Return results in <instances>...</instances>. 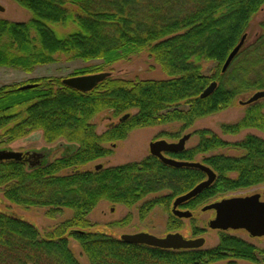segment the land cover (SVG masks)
Returning a JSON list of instances; mask_svg holds the SVG:
<instances>
[{
  "label": "trees",
  "instance_id": "1",
  "mask_svg": "<svg viewBox=\"0 0 264 264\" xmlns=\"http://www.w3.org/2000/svg\"><path fill=\"white\" fill-rule=\"evenodd\" d=\"M15 1L31 16L22 22L0 18V65L30 70L53 62L58 52L109 64L147 49L168 78L133 81L108 76L87 92L58 80H34L30 83L34 86L24 89L0 88V144L3 137L10 141L39 130L48 142L62 137L76 145L72 153L37 166L27 167L21 159L0 160V191L6 200L25 206L73 209L71 219L43 238L29 221L0 211V264H80L67 236L79 242L89 264H210L226 258L257 261L252 244L226 232H221L218 244L209 249H169L127 243L86 229L90 225L85 216L99 200L133 205L150 193L170 190L163 197L144 202L140 211L145 214L156 203L167 205L170 198L204 180L206 174L200 169L174 167L151 154L93 171L76 167L110 154L111 149L104 145L113 146L132 129L171 121L187 126L246 92L264 89V21L260 34L248 45L244 40L221 71L264 0ZM66 24L72 26L67 33L60 34L54 28ZM203 60L217 62L214 74L201 73ZM212 81L217 83L215 89L201 97ZM181 102L187 109L177 107ZM262 107L257 101L247 103L242 119L222 125V131L236 133L247 126L264 129ZM132 109H136L134 114L129 112ZM105 110L116 117L128 116L97 134L92 118ZM198 134L194 147L172 153V157L193 161L201 154L202 162L216 177L184 205L193 206L222 192L264 182V140L249 134L236 144L243 149L240 156L206 157L205 152L226 143L206 130ZM65 168L73 170L58 174ZM169 225L179 227L178 223Z\"/></svg>",
  "mask_w": 264,
  "mask_h": 264
},
{
  "label": "rangeland",
  "instance_id": "2",
  "mask_svg": "<svg viewBox=\"0 0 264 264\" xmlns=\"http://www.w3.org/2000/svg\"><path fill=\"white\" fill-rule=\"evenodd\" d=\"M0 4L4 7L0 11V18L22 22L27 21L31 13L19 5L15 0H0ZM264 21V3L260 9L251 17L249 26L246 30L245 45L253 42V40L260 34V23ZM56 31L60 34L71 31L72 26L54 25ZM34 37V32L31 33ZM54 61L36 65L30 70H24L15 66L0 65V88L17 87L29 84L34 80H41L42 83L52 82L68 76L94 73L99 67V71H107L110 73L109 77L123 78L126 80H142V79H166V73L161 69L160 64L153 58L147 49L135 52L121 58L115 62L105 64L101 59L83 60L67 55L66 53L54 54ZM201 73L203 75H212L217 70V62L213 60H203L200 62ZM255 90L246 92L235 98L231 104L226 107L208 114L204 117L197 118L191 124L183 126L180 121H171L166 123H157L151 126H145L132 129L123 139L116 140L112 146L110 143L104 146L111 149V153L107 156L96 158L92 161L80 164L76 167L81 171H93L95 165L101 164L104 167L115 166L127 162L139 161L148 156L149 143L157 139H164L168 142L177 141L183 134L190 133V137L185 142V149L194 147L198 140V131L206 130L209 133L215 134L222 139L226 145L218 146L203 155L208 157L211 155L223 156H240L243 154V149L236 144L242 141L247 135H255L264 140V129L247 126L242 127L236 133H224L222 125L233 124L242 119L245 113L247 104L240 103L248 99ZM263 105L262 113H264V97L256 100ZM180 109H187L188 105L181 102L177 106ZM131 114L136 112V109L129 111ZM121 117L113 116L110 111H101L92 118V123L95 125V132L101 134L110 125L119 122ZM39 130L31 131L28 135L14 139L7 140L2 138L0 149L25 151L26 149H33L41 151L43 149H50L51 153L46 160H53L56 157L67 155L72 147H67V141L62 137L57 140L48 142L39 134ZM74 150V149H73ZM171 155L172 154H167ZM201 154L195 156L193 161L202 162ZM206 165V164H205ZM72 168H65L58 172V174H66L72 171ZM233 176L234 173H231ZM259 192L264 199V182L257 183L246 187H240L233 190H228L217 194L216 196L205 200L196 205H184L187 201L181 203L178 208L182 210H189L192 214L190 217H177L172 213V203L176 196L168 200L167 205L156 203L145 214H141L140 207L144 202L152 199L163 197L170 193V190H160L146 195L144 198L138 200L133 205H125L121 203H112L108 200L101 199L87 212L85 218L89 223L86 229L93 232H104L113 237H119L122 233L148 232L155 236L162 237L166 233L179 231L186 238L204 237L205 241L200 247L201 249H209L215 247L219 242L221 232H226L230 235H235L242 238L256 248L257 261H250L247 259L226 258L214 261L210 264H263L264 263V235L251 236L243 229H227L218 230L212 229L208 226L209 220L215 217L214 210H205L201 208L203 205L220 200L224 197L231 196H245ZM0 211L16 215L24 220L32 223L39 232L41 238L47 237L48 233L54 230L58 225L71 219L73 216V209L67 206H25L16 204L6 200L0 191ZM170 223H178L179 227H170ZM194 229L196 232H194ZM68 244L73 251L76 259L80 264H89L86 255L79 246V242L72 236H67Z\"/></svg>",
  "mask_w": 264,
  "mask_h": 264
},
{
  "label": "water",
  "instance_id": "3",
  "mask_svg": "<svg viewBox=\"0 0 264 264\" xmlns=\"http://www.w3.org/2000/svg\"><path fill=\"white\" fill-rule=\"evenodd\" d=\"M4 7L0 4V11ZM246 38L244 33L238 43L228 53L221 71H224L232 58L236 55ZM110 76L107 71H99L89 74L73 75L62 79V83L82 92H87L96 87V85ZM35 84H24L20 88H29ZM216 81H212L200 94L201 97L210 94L216 87ZM264 97V89L256 90L245 101L240 103H250ZM124 114L122 118H126ZM190 137V133L183 134L177 141L168 142L164 139H157L149 143V153L158 157L164 163L174 167H194L206 174L204 180L197 183L187 192L175 197L172 203V213L177 217H190L189 210H182L178 206L200 193L208 187L216 177L215 172L204 163L199 161L180 160L166 156L165 152H179L185 149V142ZM22 153L19 151L0 149V160L21 159ZM101 164L95 165V169L101 168ZM205 210H214L215 217L209 220L208 226L212 229H243L251 236L264 235V199L259 192L245 196L224 197L220 200L207 203L201 208ZM119 238L127 243H142L150 246L169 248V249H190L199 248L203 245L205 239L202 236L196 238H186L179 231L166 233L162 237L155 236L148 232L122 233Z\"/></svg>",
  "mask_w": 264,
  "mask_h": 264
},
{
  "label": "flooded vegetation",
  "instance_id": "4",
  "mask_svg": "<svg viewBox=\"0 0 264 264\" xmlns=\"http://www.w3.org/2000/svg\"><path fill=\"white\" fill-rule=\"evenodd\" d=\"M66 146L69 148L74 146V148H71V151L68 153H65V154H70L76 149V145L74 143H67ZM148 147H149V145H148ZM20 152L22 153L21 160H23L24 164H26L27 167L41 165L42 163H47L50 161L49 159L46 160V158L51 153L50 149H43L41 151L40 150L36 151L33 149H26L25 151H20ZM172 153H177V152H165L164 154L166 156L172 157L171 155H167V154H172Z\"/></svg>",
  "mask_w": 264,
  "mask_h": 264
}]
</instances>
